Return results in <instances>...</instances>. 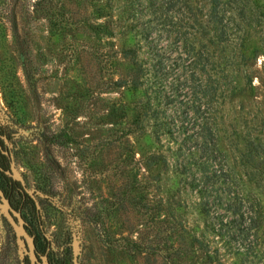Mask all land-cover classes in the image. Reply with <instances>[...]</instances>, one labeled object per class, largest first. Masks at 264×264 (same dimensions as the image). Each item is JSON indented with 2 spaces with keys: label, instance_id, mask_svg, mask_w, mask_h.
Here are the masks:
<instances>
[{
  "label": "rangeland",
  "instance_id": "1",
  "mask_svg": "<svg viewBox=\"0 0 264 264\" xmlns=\"http://www.w3.org/2000/svg\"><path fill=\"white\" fill-rule=\"evenodd\" d=\"M1 1L0 152L33 194L51 173L52 263L264 264V0Z\"/></svg>",
  "mask_w": 264,
  "mask_h": 264
},
{
  "label": "trees",
  "instance_id": "2",
  "mask_svg": "<svg viewBox=\"0 0 264 264\" xmlns=\"http://www.w3.org/2000/svg\"><path fill=\"white\" fill-rule=\"evenodd\" d=\"M51 0H35L34 3H32L33 7V12H36L37 14H42L49 22V26H52V24L56 21L55 16L60 14L61 11H55L52 12L49 7V3ZM0 2L3 4V1L0 0ZM0 3V4H1ZM35 4V5H34ZM62 4V2H60ZM3 8V7H1ZM94 14L100 15L102 10L100 9L99 6H95L91 10ZM63 14V13H62ZM59 20V19H58ZM221 22L220 19H217V24ZM221 24V23H220ZM101 23H90V28H99ZM226 29L225 23L220 25V28L218 31L224 32ZM122 56H124L125 53H128V59H131V53L128 52V49H124L122 52ZM132 71L128 74L126 73V76L118 75V78L114 81V84L117 86H123L127 83L130 84H135L137 82V78L139 77V65L132 67ZM138 70V71H137ZM129 71V70H128ZM114 113H116L120 117L125 116V105L122 100L119 98L115 101V105L113 106ZM133 123L137 125V117H133ZM6 137L9 138V135L5 133ZM8 158L5 157L3 154H0V188L3 190L5 196L8 198L10 204L14 207L19 209L23 219L25 220V228L26 230L33 235V240H34V245H35V252L36 253H43L45 248H46V241L44 237L40 234V229L38 227V220H40V215H41V206L40 203L42 200H46L48 198H52L53 193H52V181H51V173L48 172V168L46 167H40L41 171L40 174V182L36 185L37 192L34 193L35 197L39 200V207L35 206L34 200L30 195L27 193L23 192L20 189V185L18 181L13 180L9 175H6L3 172V168L8 167ZM164 164V158L160 156V154L156 153H151L148 156L147 159V165H163ZM23 196V197H22ZM40 196H43L40 198ZM28 202L30 208L28 209L29 215L23 211L24 209V203ZM204 211L206 209L203 208ZM47 260L49 264H54L52 263V255H51V249L49 248L47 250ZM63 258L65 260L64 264H71L72 261V252L70 250H66L63 254ZM17 260V259H16ZM21 260L19 259V262ZM23 262L25 264H29L27 261V258L23 257Z\"/></svg>",
  "mask_w": 264,
  "mask_h": 264
},
{
  "label": "water",
  "instance_id": "3",
  "mask_svg": "<svg viewBox=\"0 0 264 264\" xmlns=\"http://www.w3.org/2000/svg\"><path fill=\"white\" fill-rule=\"evenodd\" d=\"M5 154H9L8 151H4ZM1 168V167H0ZM4 173L9 175L13 180L18 181L20 185V189L30 195L34 200L36 205L35 196L32 191H29L25 184L24 179L21 174L16 171L14 166V162L9 159L8 161V168L2 169ZM0 212L8 222L9 226L11 227L15 241L17 246L18 255L21 259L22 264H25L22 260L24 257L23 251L25 252L27 261L29 264H49L47 260V248L44 250L43 253H36L35 252V245L33 240V235L30 234L24 224L25 221L19 211V209L14 208L8 198L5 196L3 190L0 188Z\"/></svg>",
  "mask_w": 264,
  "mask_h": 264
},
{
  "label": "flooded vegetation",
  "instance_id": "4",
  "mask_svg": "<svg viewBox=\"0 0 264 264\" xmlns=\"http://www.w3.org/2000/svg\"><path fill=\"white\" fill-rule=\"evenodd\" d=\"M0 140H1V139H0ZM1 145H2V146H3V145L5 146V144L3 143L2 140H1ZM4 146H3V147H4ZM0 153L3 154L5 157H7V155H6L5 153H2V152H0ZM5 174H6V173H5ZM6 175H7V174H6ZM22 197H23V196H22Z\"/></svg>",
  "mask_w": 264,
  "mask_h": 264
}]
</instances>
